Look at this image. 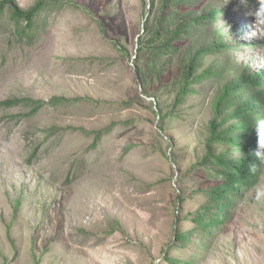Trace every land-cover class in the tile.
<instances>
[{
    "label": "rangeland",
    "instance_id": "obj_1",
    "mask_svg": "<svg viewBox=\"0 0 264 264\" xmlns=\"http://www.w3.org/2000/svg\"><path fill=\"white\" fill-rule=\"evenodd\" d=\"M151 3L67 0L31 45L0 30V103L45 104H0V264H264V170L219 225L195 222L220 183L204 157L226 148L208 144L215 98L264 74V0ZM213 8L171 53L151 42Z\"/></svg>",
    "mask_w": 264,
    "mask_h": 264
},
{
    "label": "trees",
    "instance_id": "obj_2",
    "mask_svg": "<svg viewBox=\"0 0 264 264\" xmlns=\"http://www.w3.org/2000/svg\"><path fill=\"white\" fill-rule=\"evenodd\" d=\"M185 1L189 0H162V5L172 11L179 2ZM249 1L258 5L261 0H247ZM154 2L155 0H152L151 4ZM66 3L67 0H38L32 7L23 8L17 0H0V30L7 32L9 29L17 41L31 45L37 40L39 29L45 26L46 14ZM220 13L218 8H213L209 13L194 16L191 22H186L180 28L178 26V29L170 30L172 27L169 24L167 29L170 34H167L166 39L165 32L161 33L159 30L155 32L153 29L151 42L163 40L159 47L161 50L166 49L165 53H171L168 52L174 50L172 46L174 40L171 39L186 32L188 27L190 28L189 23L198 25L204 21H213ZM228 48L229 46L221 41L215 46L197 50L191 64L192 70L188 72L187 77L193 75L197 69L196 58ZM212 73L213 70L210 68L200 77ZM65 100L63 97H55L52 104L56 105ZM20 103L31 106L33 113L45 105L42 101L30 98L10 99L0 104L10 107ZM213 108L215 117L210 123L211 135L208 144L224 145L226 148L220 151L210 150L204 157L205 163L214 167V174L220 180V183L210 191L211 203L195 218V222L204 229L219 225L231 205V197L255 185L264 170V154L256 155L257 151L264 152L259 144L260 137L257 131L258 122L264 120V74L244 71L222 88L215 98ZM167 261L169 264L178 262L172 257Z\"/></svg>",
    "mask_w": 264,
    "mask_h": 264
},
{
    "label": "clouds",
    "instance_id": "obj_3",
    "mask_svg": "<svg viewBox=\"0 0 264 264\" xmlns=\"http://www.w3.org/2000/svg\"><path fill=\"white\" fill-rule=\"evenodd\" d=\"M257 131H258V135L260 137L259 144L261 146V149H264V120H261L258 122ZM262 154H264V152H262V151H257V153H256L257 156H260Z\"/></svg>",
    "mask_w": 264,
    "mask_h": 264
}]
</instances>
